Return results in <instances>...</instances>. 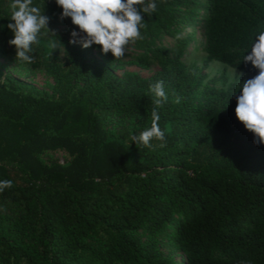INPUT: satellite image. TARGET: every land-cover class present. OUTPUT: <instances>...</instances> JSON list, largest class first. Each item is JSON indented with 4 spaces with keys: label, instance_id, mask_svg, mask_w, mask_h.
I'll list each match as a JSON object with an SVG mask.
<instances>
[{
    "label": "trees",
    "instance_id": "trees-1",
    "mask_svg": "<svg viewBox=\"0 0 264 264\" xmlns=\"http://www.w3.org/2000/svg\"><path fill=\"white\" fill-rule=\"evenodd\" d=\"M9 2L0 0V54L43 68L55 84L49 92L0 71V180L12 182L0 191V264H264V144L235 116L236 83L203 85L205 75L182 62L199 41L203 67L214 61L257 75L242 59L264 30V0H157V11L143 14V38L127 46L142 66L159 65L147 78L113 72L99 46L69 43L56 27L73 24L55 0H33L50 31L42 29L31 63L16 59ZM157 81L168 97L158 109L164 141L136 145L129 130L105 127L113 115L150 127ZM58 149L71 159L39 157ZM156 234L181 263L160 251Z\"/></svg>",
    "mask_w": 264,
    "mask_h": 264
},
{
    "label": "clouds",
    "instance_id": "clouds-1",
    "mask_svg": "<svg viewBox=\"0 0 264 264\" xmlns=\"http://www.w3.org/2000/svg\"><path fill=\"white\" fill-rule=\"evenodd\" d=\"M61 8L60 18H70L74 27L69 43L83 48L99 46L102 53L109 52L119 59L126 54L127 46L143 38L146 27L143 14L149 17L157 11V0H55ZM10 21L7 25L13 36L8 41L15 46L16 59L31 63L33 45L39 43L42 29L50 31L49 17L33 4V0H10ZM250 49V51H248ZM247 52V54H245ZM244 62L258 69V74L243 82L236 75L235 116L244 128L253 133L254 143L264 144V30L254 34L251 46L244 51ZM153 97L151 126L137 133H130V141L151 147L153 139L164 141L165 131L159 125L158 109L168 97L162 81L150 86ZM179 99L177 98V101ZM10 180H0V191L10 188Z\"/></svg>",
    "mask_w": 264,
    "mask_h": 264
},
{
    "label": "rangeland",
    "instance_id": "rangeland-1",
    "mask_svg": "<svg viewBox=\"0 0 264 264\" xmlns=\"http://www.w3.org/2000/svg\"><path fill=\"white\" fill-rule=\"evenodd\" d=\"M199 7H201L199 5ZM198 7V8H199ZM200 15H197V18H199ZM188 25L185 23L180 24L181 29L183 27L187 28ZM74 27V25L70 26H63L60 25L56 28H58L61 31L69 32L68 38L70 36V32ZM200 27V21H196L194 23V26L189 27V29L199 28ZM179 37H181L184 33L183 30L177 31ZM156 41H159L157 39ZM165 43H175L176 40H172L171 38H166L164 40ZM75 46L80 47L81 49L87 50V48H83L78 44H73ZM201 43L199 41L193 43V45H187L186 51L184 53V56L182 58V62L190 69L196 71V74H203L205 75L203 79V85L208 84L209 86H217V87H226L228 83L235 82L236 83V75H240V79L243 82L244 80L248 78L254 77L253 75H250L248 73L241 72L237 69H233L229 66H226L219 62H210L207 67H203L204 59L206 55L202 52H197L195 50L196 47L200 46ZM128 48V47H127ZM95 54L99 56L100 58H103L104 61L109 62L112 68V71L117 73L120 76H123L125 72L127 71H136L140 73L143 77H151L154 74H156L160 67L157 64H151L149 67H144L141 64V61L138 58L137 53L131 48L127 49L126 54L116 59L111 52L107 54H100L99 51H95ZM66 51L65 49H62L60 55H59V61L62 63L65 60ZM0 71L3 74V77H14L22 80L26 84H30L39 88H42L44 90H47L49 92L52 91V88L55 84L54 78L49 75L43 68L32 66V65H17L13 62L8 61L4 56L0 54ZM223 76V79H220L219 81H214L216 78H219ZM225 80V81H224ZM226 82V83H225ZM202 85V86H203ZM194 101L202 106V108L205 107L204 102L200 100L199 95L196 94L194 96ZM105 127L109 131H116L120 128H125L129 130V133H139L143 131L142 123L139 120L138 117L132 116V117H123L122 115H113L112 117H109L105 122ZM130 137V135H129ZM208 149H202L199 155L196 157V160L198 162H202L206 155L208 154ZM39 157L46 161V162H54L58 161L61 163L68 162L71 157L69 154L63 150L58 149L56 151H46L45 153L39 154ZM167 232H171L172 229L169 227L166 229ZM144 240L145 243L153 242L151 240V237L147 234L146 231H142L139 233ZM157 239V245L160 249V251L164 254L172 253L174 257L177 259L178 263H181L183 259H180V251L172 246L167 238H165L163 235L156 234Z\"/></svg>",
    "mask_w": 264,
    "mask_h": 264
}]
</instances>
